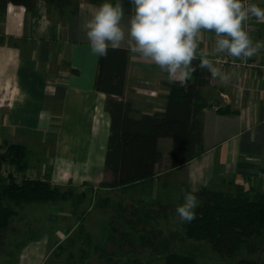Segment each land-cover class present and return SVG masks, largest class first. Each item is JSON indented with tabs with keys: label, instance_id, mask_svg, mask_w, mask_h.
Listing matches in <instances>:
<instances>
[{
	"label": "crops",
	"instance_id": "obj_1",
	"mask_svg": "<svg viewBox=\"0 0 264 264\" xmlns=\"http://www.w3.org/2000/svg\"><path fill=\"white\" fill-rule=\"evenodd\" d=\"M72 2L59 11L45 0H36L33 10L0 1V141L25 145L26 170L31 176L83 195L86 187L95 188L110 177L104 170L108 94L95 87L98 56L92 54L82 30L106 0ZM120 2L126 24L134 9L129 0ZM256 4L264 8V0ZM251 38L264 41V24L256 23ZM215 39L213 32L202 31L197 56L200 50L206 51L219 68ZM122 48L127 52L123 90L111 97L128 100L133 117L163 110L170 83L167 73ZM255 58L264 65V50ZM220 69L231 79L224 84L209 73L203 89L206 104L200 114L199 152L183 165L169 168L187 192L201 187L230 190L236 185L264 192V69ZM160 140L170 148V139L160 138L158 146ZM65 202H50L49 207L58 209ZM63 239L54 227L40 235L38 242L44 249L39 264Z\"/></svg>",
	"mask_w": 264,
	"mask_h": 264
},
{
	"label": "trees",
	"instance_id": "obj_2",
	"mask_svg": "<svg viewBox=\"0 0 264 264\" xmlns=\"http://www.w3.org/2000/svg\"><path fill=\"white\" fill-rule=\"evenodd\" d=\"M0 1L3 5L11 2L33 10L36 0ZM45 1L56 5L59 11L73 4V0ZM126 55V50L120 48L109 49L107 57H98L95 87L108 94L106 106L110 115V127L104 170L110 177L100 181L99 186L94 189L127 187L137 181L152 178L155 166L162 158L158 146L160 138L170 139V168L181 166L193 158L201 146L200 114L206 104L203 89L208 84L209 72L199 68L200 58L197 56L193 61L192 67L196 71L187 86L181 87L178 80L168 84L163 110L143 112L139 117H133L130 115L133 109L128 100L116 99L110 95L122 94ZM26 156L27 149L22 143L0 141V239L2 230L9 226L17 208L25 203L61 202L74 196L84 198L81 193L74 194L71 189H62L46 179L27 175ZM5 164L13 167L3 175ZM192 193L198 197V206L195 209L196 219L191 223H184L187 237L205 239L216 251L225 247L227 255L241 248L248 252H264V192L236 185L233 191L201 187ZM102 204L98 201L96 203ZM135 216V224H139L144 218L138 213ZM114 229L108 231L107 235L114 240L117 237L119 247L129 235L120 231L117 236L113 234ZM76 232L84 244L90 243L86 239L88 233L83 224L78 226ZM155 239V231L139 236L140 241L150 246L154 245ZM57 247L62 249V241ZM69 254L68 259L73 255L72 252ZM162 264L200 263L189 254L168 251L163 256ZM236 264H264V259L240 257Z\"/></svg>",
	"mask_w": 264,
	"mask_h": 264
},
{
	"label": "rangeland",
	"instance_id": "obj_3",
	"mask_svg": "<svg viewBox=\"0 0 264 264\" xmlns=\"http://www.w3.org/2000/svg\"><path fill=\"white\" fill-rule=\"evenodd\" d=\"M159 149L162 158L152 178L116 189L86 187L84 198L71 197L58 209L40 202L17 208L9 226L1 232L0 264H21L25 257L24 264H39L44 246L38 241L49 227L56 228L64 240L62 249L56 244L44 264H162L168 251L189 254L200 264H236L240 257L264 259V252H248L245 248L227 255L225 247L216 251L207 240L185 235V222L180 221L176 208L184 203L187 191L175 181L169 168L168 143L160 140ZM8 165V170L12 169ZM97 201L104 205H96ZM137 213L144 217L139 224H135ZM81 224L88 233L89 244H84L76 232ZM112 228L117 236L120 231L129 235L119 247L118 238L107 235ZM149 231L156 234L153 246L139 240L140 235L146 236ZM32 233L36 236L30 237ZM71 252L72 258L68 259Z\"/></svg>",
	"mask_w": 264,
	"mask_h": 264
},
{
	"label": "clouds",
	"instance_id": "obj_4",
	"mask_svg": "<svg viewBox=\"0 0 264 264\" xmlns=\"http://www.w3.org/2000/svg\"><path fill=\"white\" fill-rule=\"evenodd\" d=\"M133 14L125 21L120 0L100 4L82 25L92 54L107 57L109 49L126 47L131 53L154 63L166 72L170 82L187 86L200 48L202 31L215 34V52L233 58H252L264 50V41H254L245 31L246 21L255 18L264 24V8L247 0H129ZM200 50V69H207L212 79L227 84L231 77L214 66ZM198 197L184 194V203L176 213L181 222L196 219Z\"/></svg>",
	"mask_w": 264,
	"mask_h": 264
},
{
	"label": "built area",
	"instance_id": "obj_5",
	"mask_svg": "<svg viewBox=\"0 0 264 264\" xmlns=\"http://www.w3.org/2000/svg\"><path fill=\"white\" fill-rule=\"evenodd\" d=\"M247 2L256 4V0H247ZM256 23L257 22L255 18H252L251 20L246 21L244 24V29L249 33L250 37L255 29ZM214 58L219 68L229 67L236 70H245L253 67H261L262 69H264V65H261L258 62V60L255 58V56L252 58H233L225 52V53H216ZM8 168H9L8 164L4 165L2 171L3 175L6 174ZM27 175L31 176L29 173H27Z\"/></svg>",
	"mask_w": 264,
	"mask_h": 264
}]
</instances>
